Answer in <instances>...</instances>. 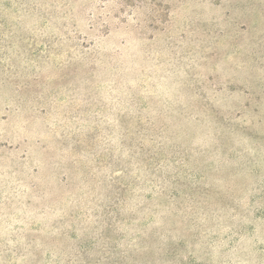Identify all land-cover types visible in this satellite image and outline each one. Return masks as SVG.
Returning <instances> with one entry per match:
<instances>
[{
	"label": "rangeland",
	"instance_id": "rangeland-1",
	"mask_svg": "<svg viewBox=\"0 0 264 264\" xmlns=\"http://www.w3.org/2000/svg\"><path fill=\"white\" fill-rule=\"evenodd\" d=\"M0 264H264V0H0Z\"/></svg>",
	"mask_w": 264,
	"mask_h": 264
}]
</instances>
